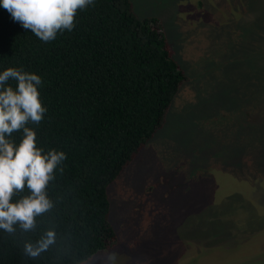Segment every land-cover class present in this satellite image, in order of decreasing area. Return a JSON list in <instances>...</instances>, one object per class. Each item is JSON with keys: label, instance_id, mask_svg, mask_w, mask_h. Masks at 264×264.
I'll return each mask as SVG.
<instances>
[{"label": "rangeland", "instance_id": "1", "mask_svg": "<svg viewBox=\"0 0 264 264\" xmlns=\"http://www.w3.org/2000/svg\"><path fill=\"white\" fill-rule=\"evenodd\" d=\"M186 78L108 187L109 248L79 264H264V0H130Z\"/></svg>", "mask_w": 264, "mask_h": 264}, {"label": "trees", "instance_id": "2", "mask_svg": "<svg viewBox=\"0 0 264 264\" xmlns=\"http://www.w3.org/2000/svg\"><path fill=\"white\" fill-rule=\"evenodd\" d=\"M9 67L41 77L47 111L27 127L43 154L63 151L67 159L47 188L55 207L37 230H0V264H79L112 243L108 187L160 130L186 76L158 20L138 18L130 0H94L78 10L71 32L48 43L0 7V72ZM8 85L15 89L16 81ZM22 138V130L10 137L17 145ZM28 194L25 188L13 202ZM49 228L56 243L27 257L24 242Z\"/></svg>", "mask_w": 264, "mask_h": 264}, {"label": "clouds", "instance_id": "3", "mask_svg": "<svg viewBox=\"0 0 264 264\" xmlns=\"http://www.w3.org/2000/svg\"><path fill=\"white\" fill-rule=\"evenodd\" d=\"M94 0H0L14 22L30 30L41 41L55 40L58 32H71L78 10L93 5ZM16 81L15 89L8 85ZM41 77L22 68L9 67L0 72V230L15 234L37 230L38 218L50 213L55 203L47 193L55 172L67 159L63 151L37 147L36 132L29 123L40 124L47 109L42 105L38 86ZM8 85V86H6ZM23 132L17 145L10 139L13 132ZM28 190V195L13 198ZM56 243V231L49 228L35 241L23 244L24 254L32 259ZM100 264H117L115 253L102 254Z\"/></svg>", "mask_w": 264, "mask_h": 264}, {"label": "flooded vegetation", "instance_id": "4", "mask_svg": "<svg viewBox=\"0 0 264 264\" xmlns=\"http://www.w3.org/2000/svg\"><path fill=\"white\" fill-rule=\"evenodd\" d=\"M254 259H252V262L254 263V264H257L258 262H261L262 260H261V258L260 257H258L257 255H255V257H253Z\"/></svg>", "mask_w": 264, "mask_h": 264}]
</instances>
